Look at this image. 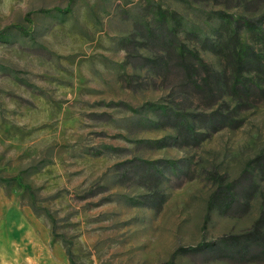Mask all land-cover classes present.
<instances>
[{
  "label": "rangeland",
  "instance_id": "1",
  "mask_svg": "<svg viewBox=\"0 0 264 264\" xmlns=\"http://www.w3.org/2000/svg\"><path fill=\"white\" fill-rule=\"evenodd\" d=\"M246 14L264 0H0V264H264L200 245L264 210V90L212 128L228 88L196 91L159 59L180 64L183 43L218 68L215 40ZM218 174L235 207L208 206Z\"/></svg>",
  "mask_w": 264,
  "mask_h": 264
},
{
  "label": "trees",
  "instance_id": "2",
  "mask_svg": "<svg viewBox=\"0 0 264 264\" xmlns=\"http://www.w3.org/2000/svg\"><path fill=\"white\" fill-rule=\"evenodd\" d=\"M242 19L234 23V27L228 37H220L215 40V44L224 50L227 58L226 62L217 66L219 69L209 68L208 64L196 53H193L195 59H187L186 55L191 51L183 43L174 45L175 58L180 60V64L169 63V60L162 58V56L159 58L160 60H164L165 64L163 66L166 69L170 70L171 67L181 71L183 73V80L185 79V85L188 83L192 84V88H196V91L203 92V90H206L204 92L211 93L214 84L228 88L227 93L230 94L231 99L223 101L218 107L205 114V119L208 120L212 128L217 124L219 127H224L225 125H233L234 122L238 123L240 121L238 118L233 117L234 110L236 109L235 106L239 104L241 98V94L237 95V92H256L257 88V90H264V45H259L255 48L249 43L240 41L239 46L236 45V41L239 40L238 28L244 25L250 31V34L256 35L260 42L261 40L264 41V15L246 14L243 15ZM238 22L240 23L238 24ZM231 40H234L233 44L230 42ZM248 64L258 65L256 70L252 71L253 73L245 71L248 70L246 67ZM202 70L204 71L203 73ZM232 100H235V104H232ZM186 115L185 113V116H181L177 120L179 121V131L183 135H193L197 131ZM262 155L261 158H256L259 164H254L252 167V170L256 174L264 171L263 152ZM245 171H247V168L243 170V172ZM214 178L216 185L208 197V206L216 202L227 210L240 203L241 195L236 191L237 185L235 186L233 183L225 181L219 174ZM255 183L253 181L254 185H256ZM246 190L250 191L251 187L246 188ZM200 245L208 246L209 248L226 249L229 250L228 253L240 256L246 254L253 256L254 254V256L264 260V210L260 211V214L248 229L239 233L226 234L206 243L201 242Z\"/></svg>",
  "mask_w": 264,
  "mask_h": 264
}]
</instances>
